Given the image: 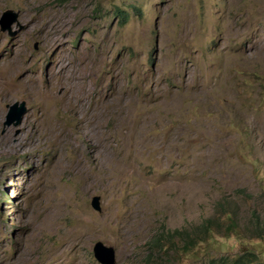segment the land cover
<instances>
[{
    "label": "rangeland",
    "instance_id": "1",
    "mask_svg": "<svg viewBox=\"0 0 264 264\" xmlns=\"http://www.w3.org/2000/svg\"><path fill=\"white\" fill-rule=\"evenodd\" d=\"M0 82V264H226L153 239L264 220V0H0Z\"/></svg>",
    "mask_w": 264,
    "mask_h": 264
},
{
    "label": "trees",
    "instance_id": "2",
    "mask_svg": "<svg viewBox=\"0 0 264 264\" xmlns=\"http://www.w3.org/2000/svg\"><path fill=\"white\" fill-rule=\"evenodd\" d=\"M116 12L125 17L122 10ZM215 207L214 215L198 224L159 231L153 239V245L168 256L173 253L180 260L194 256L203 244H207L214 237L235 236L242 249L231 260L228 258L226 264H264L259 261L257 249L250 247L254 239H264V220L261 215L253 211V221L241 226L235 210L229 204L221 201ZM211 263H215V260L212 259Z\"/></svg>",
    "mask_w": 264,
    "mask_h": 264
},
{
    "label": "water",
    "instance_id": "3",
    "mask_svg": "<svg viewBox=\"0 0 264 264\" xmlns=\"http://www.w3.org/2000/svg\"><path fill=\"white\" fill-rule=\"evenodd\" d=\"M8 13H5L7 15ZM23 107V106H22ZM21 107V108H22ZM13 108H17L16 105ZM24 111V108L20 110V113ZM99 197H95L93 201L94 208H99L98 203ZM94 256L96 260L101 264H114L115 262V252L112 247H108L102 242H97L93 249Z\"/></svg>",
    "mask_w": 264,
    "mask_h": 264
},
{
    "label": "bare ground",
    "instance_id": "4",
    "mask_svg": "<svg viewBox=\"0 0 264 264\" xmlns=\"http://www.w3.org/2000/svg\"><path fill=\"white\" fill-rule=\"evenodd\" d=\"M54 39V38H53ZM52 40V39H51ZM4 68V67H3ZM5 76V75H4ZM5 78V77H4ZM3 81V80H2ZM1 83V82H0ZM2 84L4 85L3 87H5V82H2ZM2 88V87H1ZM7 88V87H6ZM1 90V89H0ZM5 90V88H4ZM4 94H8V91L7 92H4ZM5 96V95H4ZM8 97V96H7Z\"/></svg>",
    "mask_w": 264,
    "mask_h": 264
}]
</instances>
